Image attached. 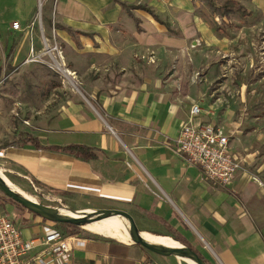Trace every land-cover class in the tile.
Segmentation results:
<instances>
[{"label":"crops","instance_id":"obj_1","mask_svg":"<svg viewBox=\"0 0 264 264\" xmlns=\"http://www.w3.org/2000/svg\"><path fill=\"white\" fill-rule=\"evenodd\" d=\"M8 1L14 0H0V48L2 54L9 50L14 65L28 56L31 38L37 49L43 44L37 31L31 37L13 28L15 22L26 27L35 20L37 0H16L15 8ZM224 1L214 0L218 7ZM236 1L264 24V0ZM52 12L49 26L63 42L64 47L57 38L65 62L89 91L19 132L17 140L28 134L43 147L0 143V164L8 176L18 185L28 178L66 196L126 207L148 231L143 232L169 235L172 227L192 244H210L219 260L214 264H264V190L242 173L227 186H213L176 147L192 104L203 105L196 91L205 86L178 80L183 75L171 63L188 62L191 41L221 45V29L214 25L234 13L222 16L208 0H57ZM200 120L215 124L204 110ZM72 143L95 147L99 155L86 160L51 148ZM12 208L4 211L15 217L25 238L51 231L50 220L18 216ZM82 238L87 245L73 248L71 264H160L135 244Z\"/></svg>","mask_w":264,"mask_h":264},{"label":"rangeland","instance_id":"obj_2","mask_svg":"<svg viewBox=\"0 0 264 264\" xmlns=\"http://www.w3.org/2000/svg\"><path fill=\"white\" fill-rule=\"evenodd\" d=\"M217 1L220 3L223 0ZM42 2L41 8L37 0L36 18L38 17V20H36L35 31L41 34L38 24L42 17L45 34L51 37L56 33L53 32L52 26H49L48 19L54 16L52 11L55 9L56 2L55 0H49V2L42 0ZM8 5L15 8L17 2L16 0L8 1ZM218 14H220L219 11ZM14 15L16 12H11L10 16ZM259 22V16L248 17L239 13H234L227 21L220 20L214 26H219L221 29L220 35L223 36L221 45L191 41L188 48L190 50L187 56L188 62L179 64L175 61L171 63V67L175 65L178 75H183L182 78L177 76L178 80L182 82L193 80L205 86L200 92L196 91L203 101L204 117L224 127L227 133H234L229 137L230 142L237 153H241L245 169L264 176V24ZM58 41L63 45L59 38ZM9 55V50L5 49L2 54L5 73L0 79V143L2 144L17 140L20 131L39 125L43 118H47L46 115L49 112L56 113L68 99L85 98L89 91L81 83L77 72H74L73 78L71 73L56 71L46 63L25 64L24 57L19 58V61L13 65L10 64ZM175 58L178 60L177 57ZM0 173L13 188L22 191L37 202L59 208L62 213L64 211L63 214L76 212L87 215L108 208H116L109 202L93 196L55 195L28 178L19 182L20 185L15 184L1 164ZM248 180L252 182L250 178ZM9 205L15 207L12 209L18 216L20 214L23 216V213L33 214L26 208L16 205L0 190V210L5 208L7 211ZM119 209L129 211L126 207ZM20 218L17 220L18 223L22 221ZM41 220L45 223L49 219L41 218ZM102 222L107 223L102 219L93 222L95 225L87 224L96 226L103 224ZM112 226L119 228L114 224ZM138 227L144 238L157 236L149 234L151 232L146 233L148 231L143 230L139 225ZM53 229L68 230L50 220L46 230ZM87 230L98 236L134 244L131 234L130 237L119 235L113 237ZM194 246L208 255L211 264L219 263L210 244H194ZM150 254H153L160 264H186L180 262L174 255L163 256L153 252ZM178 257L189 262L185 256Z\"/></svg>","mask_w":264,"mask_h":264},{"label":"built area","instance_id":"obj_3","mask_svg":"<svg viewBox=\"0 0 264 264\" xmlns=\"http://www.w3.org/2000/svg\"><path fill=\"white\" fill-rule=\"evenodd\" d=\"M42 6L43 2L40 0L39 7ZM36 20L38 17L26 27L20 22H15L13 28L27 31L32 37ZM38 27L43 45L37 49L31 38L30 51L24 63H46L56 71L71 73L74 78V72L69 70L65 62L64 52L56 34H53L52 38L45 34L42 17ZM53 32L55 33V29ZM202 112L203 108L199 103L192 104L189 116L176 139L178 151L191 163L198 165L204 179L213 186H227L238 174L243 173L264 190L263 178L248 172L244 159L231 148L229 134L225 128L201 121ZM86 245V240L81 236L66 235L60 229H53L40 237L25 238L16 225L15 217L0 210V264H71L73 248H85Z\"/></svg>","mask_w":264,"mask_h":264},{"label":"water","instance_id":"obj_4","mask_svg":"<svg viewBox=\"0 0 264 264\" xmlns=\"http://www.w3.org/2000/svg\"><path fill=\"white\" fill-rule=\"evenodd\" d=\"M0 190L13 200L19 202L27 209L35 212L38 216L49 219L55 222H65L72 223L76 225H80L82 227L84 223H93L96 221H100L104 218L110 216H119L126 218L130 223V234L134 243L140 244L141 246L147 248L153 253L163 255V256H185L197 264H207V262L191 247L182 244V247L176 248H167L163 246H158L152 242L147 241L143 238L142 232L140 231L138 224L134 218V216L127 210L119 209V208H108L104 210H100L98 212L89 213L87 215H83V217H72L64 215L59 208H55L40 202H37L19 190L13 188L10 184H8L0 173Z\"/></svg>","mask_w":264,"mask_h":264},{"label":"trees","instance_id":"obj_5","mask_svg":"<svg viewBox=\"0 0 264 264\" xmlns=\"http://www.w3.org/2000/svg\"><path fill=\"white\" fill-rule=\"evenodd\" d=\"M208 1L211 4V6L213 7V10L216 12L219 11L222 16H231V14H233V13H239L242 16L251 15V13L236 0H225L224 4L221 7H218L215 4L214 0H208ZM155 17H156V19H159L158 16L155 15ZM69 31L72 32L71 29H69ZM4 73H5V67H4V64L2 63V51L0 48V79L2 78ZM19 141H22L23 143L31 142V143L35 144L37 147H43V145L40 144L39 140L36 137H33L31 135H28V134L21 137L17 141L6 142L2 147H7L10 145H13L15 143H18ZM51 148L55 149L57 151H61L64 153L75 155L77 157H80V158L86 159V160H94L99 155V149L92 147V146H88L86 144L72 143V144H69L67 146H54ZM33 181L38 186L49 190L50 192H52L55 195L56 194H66V193L58 191L56 189L49 188V187H47V186H45V185H43V184H41L35 180H33ZM13 202L16 205H20V206L24 207L22 204H20L19 202L15 201V200H13ZM24 208H26V207H24ZM27 210H29V209H27ZM29 211H31V210H29ZM31 212L35 215H38L33 211H31ZM56 224L68 229L67 231H63L66 235H70V236L79 235V236L87 237V238H96L97 237L96 234L90 232L89 230L85 229L84 227H82L80 225H76V224H72V223H65V222H56ZM169 232L171 233V234H169L171 237H173L175 240L179 241L180 243L191 247L207 262V264H211L210 263L211 261L209 260L208 255L204 254L203 251L198 250V248H196L194 246V244H192L188 239H186L184 236H182L176 229L170 227ZM153 234L161 235L159 233H153ZM106 239L111 240L112 242L115 241V239H113V238H106ZM134 244L138 247H141L146 252L152 253L150 250L141 246L140 244H136V243H134ZM111 248H112V246H111Z\"/></svg>","mask_w":264,"mask_h":264},{"label":"bare ground","instance_id":"obj_6","mask_svg":"<svg viewBox=\"0 0 264 264\" xmlns=\"http://www.w3.org/2000/svg\"><path fill=\"white\" fill-rule=\"evenodd\" d=\"M20 192L23 193L22 191H20ZM24 195H26V194H24ZM27 197H29V196H27ZM63 213H64V211H63ZM81 214L82 213L70 212V213L64 214V215L72 216V217H83V215H81ZM103 220L107 221V223L102 222L103 224H98L96 226H91V225H88L87 223H84L83 225L85 227H87V229H90L93 232H97V233H100V234H103L106 236L116 237L117 235H119L120 237H123V236L130 237L129 222L126 220V218L114 215V216L104 218ZM112 224L116 225L119 228H115L114 226H112ZM144 239H146L147 241L152 242L158 246H163V247H167V248L182 247V244L179 241L175 240L174 238H172L170 236L157 235V236L152 237V238H144ZM188 260L191 261L193 264H197L195 261H193L190 258H188Z\"/></svg>","mask_w":264,"mask_h":264}]
</instances>
